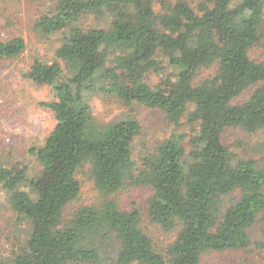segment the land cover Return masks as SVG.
<instances>
[{"label":"trees","instance_id":"1","mask_svg":"<svg viewBox=\"0 0 264 264\" xmlns=\"http://www.w3.org/2000/svg\"><path fill=\"white\" fill-rule=\"evenodd\" d=\"M44 1L52 6L32 29L58 37L56 60H34L25 78L52 90L54 99L42 106L55 126L28 150L36 176L19 162L0 166V185L27 223L25 240L0 264H200L207 252L264 251V228L256 241L249 233L264 213V168L235 160L222 141L229 128L264 131V61L249 56L260 41L263 0H201L196 8L160 0V11L154 0ZM24 48L20 37L0 41V62ZM159 55L173 76L151 85L147 76L163 70ZM91 96L159 110L190 131L158 142L138 163V121L98 124ZM84 167L104 199L64 219ZM127 182L151 190L149 220L175 232L164 251L140 229L138 210L109 199Z\"/></svg>","mask_w":264,"mask_h":264},{"label":"rangeland","instance_id":"2","mask_svg":"<svg viewBox=\"0 0 264 264\" xmlns=\"http://www.w3.org/2000/svg\"><path fill=\"white\" fill-rule=\"evenodd\" d=\"M171 4L179 0H165ZM196 8L201 0H184ZM264 3V0H263ZM52 4L44 0H0V41L20 37L25 48L15 58L0 62V166L22 163L27 166L30 177L36 176L39 167L30 147L41 146L46 136L55 126L53 113L43 107L54 99L52 90L45 85L36 86L25 78L34 60L45 63L55 61L58 37H41L33 31L36 18L46 12ZM155 11H160V0H154ZM264 11V7H263ZM260 41L253 47L249 56L253 61H264V16L260 27ZM157 60L163 64L160 72H151L147 82L151 85L172 75L171 67L165 64L161 55ZM214 73V69L202 71L201 77ZM93 118L100 124H107L121 118L131 117L138 121L141 132L133 144V157L139 163L143 154L151 153L156 144L172 134H186L190 129L185 120L175 127L166 120L159 110H150L141 105H125L117 97H89ZM223 144L235 160L253 159L264 168V131L247 133L239 128L226 129L222 135ZM186 151L188 142H184ZM81 191L78 198L68 204L63 211L67 218L74 210L83 206H97L104 199L95 189L87 167L77 172ZM26 190L25 187H21ZM29 191V189H27ZM30 192V191H29ZM151 190L145 186H134L128 182L109 196L123 211L136 209L140 212V229L151 239L154 248L162 252L174 241L175 232H164L158 224L152 223L147 215V201ZM27 223L21 221L9 204V194L0 185V258L11 255L25 240ZM264 213L249 230L252 241L262 236ZM200 264H264V251L249 247L244 250L207 252Z\"/></svg>","mask_w":264,"mask_h":264}]
</instances>
